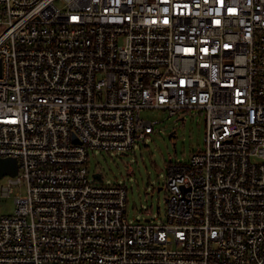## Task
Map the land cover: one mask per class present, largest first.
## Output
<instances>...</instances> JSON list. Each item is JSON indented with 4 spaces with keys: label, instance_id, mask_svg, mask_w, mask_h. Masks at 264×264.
<instances>
[{
    "label": "built area",
    "instance_id": "2783aa9c",
    "mask_svg": "<svg viewBox=\"0 0 264 264\" xmlns=\"http://www.w3.org/2000/svg\"><path fill=\"white\" fill-rule=\"evenodd\" d=\"M145 109L198 111L205 145L131 221L87 163ZM0 157V264H264V0H0Z\"/></svg>",
    "mask_w": 264,
    "mask_h": 264
},
{
    "label": "rangeland",
    "instance_id": "374dc122",
    "mask_svg": "<svg viewBox=\"0 0 264 264\" xmlns=\"http://www.w3.org/2000/svg\"><path fill=\"white\" fill-rule=\"evenodd\" d=\"M140 116L159 120L155 131L145 141L137 143L127 153L90 151L87 165L90 176L100 172L106 183L127 185L129 220L151 218L156 221L165 219L168 166L187 161L194 151L204 147L206 126L198 111L170 114L166 110L145 109ZM7 179L8 175L2 176L0 186ZM158 187L163 188L158 190ZM15 207L14 195L0 197V215L14 212Z\"/></svg>",
    "mask_w": 264,
    "mask_h": 264
},
{
    "label": "water",
    "instance_id": "95a60500",
    "mask_svg": "<svg viewBox=\"0 0 264 264\" xmlns=\"http://www.w3.org/2000/svg\"><path fill=\"white\" fill-rule=\"evenodd\" d=\"M170 135L174 136V132H171ZM17 169V160L14 157H0V178L4 175H15L17 173ZM93 176L99 180H102V175L100 172L93 173ZM157 189L160 190L162 187H158Z\"/></svg>",
    "mask_w": 264,
    "mask_h": 264
},
{
    "label": "flooded vegetation",
    "instance_id": "af4514ba",
    "mask_svg": "<svg viewBox=\"0 0 264 264\" xmlns=\"http://www.w3.org/2000/svg\"><path fill=\"white\" fill-rule=\"evenodd\" d=\"M163 188V187H162Z\"/></svg>",
    "mask_w": 264,
    "mask_h": 264
}]
</instances>
